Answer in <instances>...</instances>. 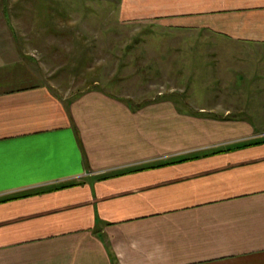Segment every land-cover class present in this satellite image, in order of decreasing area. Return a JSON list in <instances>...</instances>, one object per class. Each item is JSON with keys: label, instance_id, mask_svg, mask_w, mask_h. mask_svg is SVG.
Wrapping results in <instances>:
<instances>
[{"label": "crops", "instance_id": "0c3cea01", "mask_svg": "<svg viewBox=\"0 0 264 264\" xmlns=\"http://www.w3.org/2000/svg\"><path fill=\"white\" fill-rule=\"evenodd\" d=\"M118 3L196 31L221 79L264 77V0ZM16 4L0 0V264H264V141L237 142L264 124L206 101L194 114L100 88L66 96L62 46L29 35Z\"/></svg>", "mask_w": 264, "mask_h": 264}, {"label": "rangeland", "instance_id": "374dc122", "mask_svg": "<svg viewBox=\"0 0 264 264\" xmlns=\"http://www.w3.org/2000/svg\"><path fill=\"white\" fill-rule=\"evenodd\" d=\"M18 1V10L31 17L27 33L45 37L50 52L59 49L54 74L65 82L59 87L64 95L100 88L129 106L171 102L194 114L206 101L212 105L210 111L217 110L208 115L264 124L263 73L255 70L250 75L254 85L236 68L229 75L234 76L221 79L213 54L201 53V35L196 31L172 34L152 17L138 13L128 17L118 0ZM15 22L22 21L16 17ZM257 140L264 141V128L237 142Z\"/></svg>", "mask_w": 264, "mask_h": 264}]
</instances>
